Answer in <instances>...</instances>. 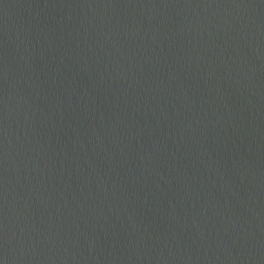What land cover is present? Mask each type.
Returning a JSON list of instances; mask_svg holds the SVG:
<instances>
[{
	"label": "water",
	"instance_id": "1",
	"mask_svg": "<svg viewBox=\"0 0 264 264\" xmlns=\"http://www.w3.org/2000/svg\"><path fill=\"white\" fill-rule=\"evenodd\" d=\"M0 264H264V0H0Z\"/></svg>",
	"mask_w": 264,
	"mask_h": 264
}]
</instances>
